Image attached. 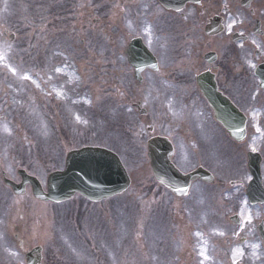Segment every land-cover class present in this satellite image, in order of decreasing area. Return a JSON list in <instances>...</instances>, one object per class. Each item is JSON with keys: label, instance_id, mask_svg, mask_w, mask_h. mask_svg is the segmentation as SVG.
<instances>
[{"label": "rangeland", "instance_id": "obj_1", "mask_svg": "<svg viewBox=\"0 0 264 264\" xmlns=\"http://www.w3.org/2000/svg\"><path fill=\"white\" fill-rule=\"evenodd\" d=\"M14 2V8L8 12L10 15L14 13V17H16L19 12L30 10L29 15L19 16V19H22L24 23L30 21L31 15L34 13L39 14L41 20H51L52 25L46 33L57 34L66 41L65 44L69 50L66 51L65 48L64 52L59 53L62 61L60 64H55L56 60L54 57L49 53V56L46 54L48 61H54V63L52 62V70L54 75L59 78L58 81L53 80L54 75L50 76L48 72L41 71L36 67L31 68L33 72H27L28 69H25L22 65L25 61H29V58L25 56L26 50L24 48L33 36L32 33H34L36 38L39 37L37 32L40 28L35 32L32 31V27L38 25L36 21L28 22L23 28L17 27L14 24V17L9 19L5 14L6 5L10 6L11 2L9 0H0V111L4 105L8 104H11L9 107L13 108L12 99L14 102L18 99L15 97V91L20 95L21 103L26 105L32 93L40 97L41 101L46 98L51 99L54 103L66 101L68 112L72 111L69 109V106L73 105L71 101H76L77 103L83 101L80 105L86 108L90 107V105L94 106L89 108V115L88 113H78V115H81V122L78 126L82 125L83 120L88 118L91 123L93 122V126L88 123L86 128L79 127L78 135L88 139H100L101 142L117 143L119 148L120 144H123L130 153L135 155L136 145L141 146L143 137L135 133L137 125L130 115L132 113L136 117V114L130 105L133 100H141V89L137 87V93L135 96H131V89L127 91L124 87L127 94L123 93L120 99L123 100V107L126 110L113 104L109 93H105L108 91L110 84L111 71H121L120 80L123 81L122 70L128 68L127 64L124 61L123 63H117L118 61L114 59V54L112 59L108 61L103 58L101 54H104L106 58H110L109 46L105 41V36L102 37L95 32L85 30L88 28L95 29V25L93 18L85 17V13L80 10L87 6L93 12L97 11L98 16L101 17V27H99L98 32L103 33L109 26V16L107 14L111 10L109 2L105 0H72V2L71 0H14ZM72 4L73 11L70 14L69 23L67 17H69ZM82 20L85 21L84 24H81L80 21ZM77 23L83 26L82 33L85 35L84 37L89 47L99 52L95 53L93 50H88L86 55H82V60L79 57L76 58L78 51L83 52L85 50L83 47L85 43L84 41L83 43L81 42L83 36L76 34L74 29V24L78 26ZM128 27L130 28L131 26L129 25ZM70 32L76 37L75 40L69 38ZM10 35H13V39L10 38ZM23 46L25 47L23 48ZM18 53H22L19 54L20 58L16 57ZM28 55L31 61L35 60L36 48L34 46L29 49ZM41 55L43 56V51ZM54 68H58V70L54 71ZM94 71L98 73L96 74ZM107 72L109 79L106 78ZM14 73L16 74L15 79H17L18 75L22 82L30 85L28 90L22 88L19 83L14 85V82L6 83L4 81L5 76H9L14 80ZM87 74L90 79L88 89L86 92L82 90L79 93L78 88L81 82L82 85L86 82L84 75ZM25 76L28 79H23ZM99 79L98 85L104 88V92L98 96L100 89L93 82ZM130 82L131 80H128L127 84L129 85ZM72 89L76 90V94L70 93L68 95L67 92ZM82 93L84 95L79 98ZM97 97L98 99H96ZM15 111L17 114L14 122L21 126L30 136L28 139L29 144H27L25 139V133L20 128L18 133H23L26 143L19 138L16 139L18 142H14V127L5 118L0 121V143L9 142L12 145L14 142L15 151L5 153L0 146V157L5 162L30 160L33 164V169L36 168L38 162L42 164L44 161V163L48 162L50 165V158L43 159L44 155L48 154L47 150L51 147L60 149L62 147L60 145L69 144L74 130L65 128L67 131L65 133L61 129L64 121L60 117L59 109L55 107L47 108L49 115L47 122L45 121L43 106L36 108L32 104L30 109L24 110L21 105H17ZM69 119V115L66 114L64 120L67 121ZM47 123L51 124L52 130L46 129ZM5 127L9 129L8 132L4 131ZM72 141L77 142L76 144H81L82 141L87 140L78 138ZM9 143L7 145H10ZM58 143L61 144L57 146ZM71 146L75 145L67 146L62 152H65ZM124 153L126 154V152ZM21 156L32 158H21ZM127 161L129 167L131 163H135L131 158ZM222 162L228 170L234 164L229 158H223ZM136 163L139 164V170L142 172L148 167L143 145L140 160ZM45 167L49 168L46 164ZM129 169L132 171L133 168ZM151 188L153 186L145 187L146 190H151ZM131 191H136L134 193L136 194L139 192V187L134 186ZM118 202L122 201L118 200ZM153 203L152 207L147 209L141 206L142 203L139 198L132 199L126 205H123L125 209L112 210L110 214L106 213L101 217H93L94 219L88 221L83 219L76 221L62 220L41 207L31 206L26 212H22L24 218L22 223H19V227H22L25 233L19 230L18 240L23 241V244L27 247L38 245V243L43 244L46 249V257L43 264H57V261L55 262L56 258L64 260L65 256H71L64 254V249L71 248L77 256L92 254L95 258L92 264H176L177 253L183 246V237L188 234L187 246H191L190 256L185 252L181 258L179 257L181 264H206V260L208 264H264L261 263L263 259L258 256L254 243L251 246L249 244L247 246H239L236 237L233 241L234 245L230 246L227 234L207 230L198 231L196 225L208 227L218 222L215 209L219 206L220 199L215 191H211L197 199H191L184 205L185 207L181 209L179 216L187 223L188 227H183L178 223L171 205L159 200ZM105 208L99 209L102 211ZM110 208L112 206L109 205L107 209ZM230 213L228 211L227 216ZM239 213L242 221L241 227L243 225L256 226L264 217V206L256 208L248 204H242ZM19 214L18 219H20ZM40 216L43 218H40ZM15 233L16 231H14V235ZM7 235L11 244L13 235L9 231ZM138 235L140 239L137 238ZM211 235L214 237V242L217 240L223 241L222 244H219V249L213 246L214 242L212 244L207 243V239ZM252 238L255 240L254 236ZM4 240L5 238L0 237V252ZM16 249L19 250L17 243L14 244V264H24L23 255L17 253ZM215 252H221L224 256H212L211 254ZM2 256L0 264H12L13 247L5 248V254L3 253ZM73 258L76 259L75 257ZM82 261L88 262L83 259ZM88 263L91 264L90 262Z\"/></svg>", "mask_w": 264, "mask_h": 264}, {"label": "flooded vegetation", "instance_id": "obj_2", "mask_svg": "<svg viewBox=\"0 0 264 264\" xmlns=\"http://www.w3.org/2000/svg\"><path fill=\"white\" fill-rule=\"evenodd\" d=\"M111 1L117 17L140 19L141 29L136 34L156 58V68H144L140 82L145 107L140 118L145 124V137L155 135L168 139L174 147V162L185 170L184 173L196 168L210 171V162L218 157L232 158L236 162V178L232 184L238 185L234 195L239 201L246 200L250 156L254 165L260 159L264 185L262 70V76H257L259 67L264 71V0ZM218 30L220 32L216 33ZM109 34L112 45L119 46L121 53L129 34L120 25L109 30ZM201 76L203 85L213 82L235 110L245 117L241 138L237 133L230 134L214 117L198 87ZM111 85L115 96L124 92L114 77ZM225 111L231 112V109ZM234 135L237 138L234 139ZM3 173L13 182L21 181L0 169V207L21 212L34 203L41 205L33 198L29 186L20 196L14 195L4 183ZM193 184H198L195 191L207 189L198 181ZM158 187L160 193L165 192L163 186ZM75 197L77 200L73 203ZM75 197L62 204L63 213L65 208L87 207L97 212L100 205L108 208L115 199L92 203ZM173 198L177 196H166L168 200ZM220 219H225L221 211Z\"/></svg>", "mask_w": 264, "mask_h": 264}, {"label": "water", "instance_id": "obj_3", "mask_svg": "<svg viewBox=\"0 0 264 264\" xmlns=\"http://www.w3.org/2000/svg\"><path fill=\"white\" fill-rule=\"evenodd\" d=\"M131 60L135 61L136 66H139L140 61L137 56L133 59L131 58ZM96 153L97 151L95 150L87 149L71 154L65 173L51 176L52 185L49 188L48 198L50 200H60L68 196V194H70V192L72 193L74 190L81 191L85 180H88V178L91 179L90 182L97 181V179L101 180L105 177L103 173L105 170V173L109 171V174H106L108 178L114 180L120 179L122 169L118 160L114 157H107V160L104 161L107 163V166L104 167L101 165L102 162L98 163L97 161L94 163L93 161L96 160L88 157ZM106 184L107 183H103L101 185ZM113 185H115V183H113ZM109 186H112V183H110ZM35 191L40 192L39 187H37Z\"/></svg>", "mask_w": 264, "mask_h": 264}, {"label": "snow or ice", "instance_id": "obj_4", "mask_svg": "<svg viewBox=\"0 0 264 264\" xmlns=\"http://www.w3.org/2000/svg\"><path fill=\"white\" fill-rule=\"evenodd\" d=\"M23 79H28V77L25 76V77H23ZM4 131H5V132H8L9 129H8L7 127H5V128H4ZM221 235H223V234L221 233Z\"/></svg>", "mask_w": 264, "mask_h": 264}]
</instances>
